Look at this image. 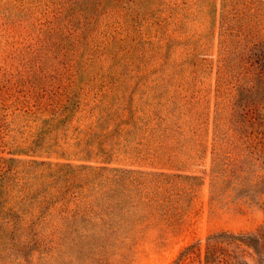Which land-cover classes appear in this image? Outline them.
Wrapping results in <instances>:
<instances>
[{"label":"rangeland","instance_id":"rangeland-1","mask_svg":"<svg viewBox=\"0 0 264 264\" xmlns=\"http://www.w3.org/2000/svg\"><path fill=\"white\" fill-rule=\"evenodd\" d=\"M221 12L0 0V264H264L206 261L264 230V154L221 131Z\"/></svg>","mask_w":264,"mask_h":264},{"label":"trees","instance_id":"trees-1","mask_svg":"<svg viewBox=\"0 0 264 264\" xmlns=\"http://www.w3.org/2000/svg\"><path fill=\"white\" fill-rule=\"evenodd\" d=\"M238 3L239 0H221L218 88L225 106V129L221 131L264 154V37L257 35L259 23L255 21L260 14L253 15L249 1L243 0L241 7H236ZM213 239L206 261L209 250L215 251L219 244L229 248L234 243L243 244L254 253L264 250V230L244 235L220 232Z\"/></svg>","mask_w":264,"mask_h":264}]
</instances>
